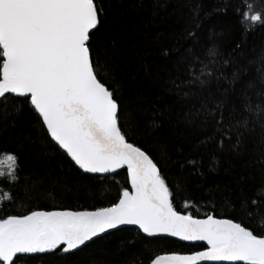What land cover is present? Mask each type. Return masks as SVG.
Instances as JSON below:
<instances>
[{
	"label": "snow or ice",
	"instance_id": "obj_1",
	"mask_svg": "<svg viewBox=\"0 0 264 264\" xmlns=\"http://www.w3.org/2000/svg\"><path fill=\"white\" fill-rule=\"evenodd\" d=\"M192 7L190 0H142L134 10L155 21ZM104 15L97 0H0V124L14 127L29 111L46 137L44 155L63 157L82 176L101 183L126 173V185L107 206L29 208L20 214L9 209L0 216V264L47 257L75 264L78 253L106 249L110 237L127 229L145 238L204 245L188 254L151 256L148 264H264V224H253L264 216V69L257 68L255 78L249 75V62L237 59L242 43L229 53L202 45L198 12H189L180 30L157 31L145 53L155 60L138 56L133 68L116 42L101 35ZM240 22L244 31H255L264 26V13L248 3ZM259 60L264 63V52ZM133 82H148L154 96L169 97L186 127H211L193 145L199 150L214 143L220 149L207 170L196 157L180 167L189 169L186 179L200 188L205 205L211 202L214 209L219 202L228 215L211 210L201 218L187 201L185 211L177 208L176 189L188 186L177 182L174 187L165 172L172 159L166 144L158 147L159 159L147 146V138L174 109L145 111L130 104L125 93ZM233 110L239 118L226 121L225 113ZM226 144L231 163L223 156ZM19 172L18 153L0 152V180L15 186ZM221 174L223 182L212 179ZM15 200L12 191L0 188V211ZM124 243L135 246V236Z\"/></svg>",
	"mask_w": 264,
	"mask_h": 264
},
{
	"label": "trees",
	"instance_id": "obj_2",
	"mask_svg": "<svg viewBox=\"0 0 264 264\" xmlns=\"http://www.w3.org/2000/svg\"><path fill=\"white\" fill-rule=\"evenodd\" d=\"M105 9L102 17L104 26L101 32L109 41H115L119 51L124 58L135 67V58L143 56L149 63L155 60L154 54L145 55L149 48L153 35L157 31L166 34L174 30H180L185 26V21L191 15L200 13L203 27L199 32L201 44H215L221 53L233 51L234 45L242 43L243 53L237 58L240 61H248L249 75L257 77V68L264 69V63L259 57L264 52V26H256L255 31H244L241 24L242 13L245 5L252 3L254 10L264 13V0H190L192 8L177 9L174 15L165 16L163 19L152 20L148 13H139L134 6L139 5L142 0H97ZM175 3V0H173ZM199 5V7H196ZM227 8V12L224 9ZM214 10V11H209ZM169 11H172L170 6ZM181 12L185 13L184 16ZM247 26V25H245ZM126 96L130 104H140L145 111L153 107L166 111L170 107L174 109L167 114V118L160 121V127L155 131L153 137L147 138V146L153 150V154L159 159L158 147L166 144L172 159L163 167L175 187L179 182L187 185L188 190L183 187L176 189L175 204L181 211H185L183 204L187 201L189 210L194 215L203 217L205 211L214 210L220 217L229 213L223 204L217 202L214 206L209 202L205 205L203 194L199 187L195 186L193 180L186 177L189 169L181 168L180 164L190 157H196L202 161V166L207 170L213 160V154L219 153L220 149L214 143L206 147L193 148L199 137L211 132V127L193 130L186 127L179 115V109L173 101L164 96L159 98L153 95L152 85L148 82H133L126 90ZM139 94L142 100L136 101L135 95ZM253 103L257 101L256 96L250 98ZM9 108L12 101H8ZM239 118V113L233 110L225 113L228 119ZM145 142L144 138H137ZM47 143L44 133L35 123L34 116L29 111H24L15 122V126L4 127L0 124V152L16 151L19 155L20 182L15 186H9L6 181L0 180V188L3 191H12L16 197L15 203L5 204V210L0 211V216L9 214H20L29 208L39 210H53L70 208L79 210L82 208H93L96 206H107L114 202L119 190L126 185V173L109 177L103 183L90 177L82 176L78 170L71 167L63 157H52L51 153L44 155L42 145ZM182 151V156H181ZM223 156L230 163L231 153L226 144ZM217 182H223V174L212 177ZM261 177L257 174L256 182ZM252 185H249L251 188ZM251 195V192H249ZM194 198V201H193ZM253 224H264V216H257ZM129 236H135V246H128L124 241ZM203 245H186L168 238H145L137 235L135 230L127 229L117 232L110 237L106 249L99 246L88 248L73 257L75 264H92L94 260L103 261V264H148L149 258L154 255L181 253L188 254L199 251ZM61 264L58 258L47 257L45 259H27L21 264Z\"/></svg>",
	"mask_w": 264,
	"mask_h": 264
},
{
	"label": "water",
	"instance_id": "obj_3",
	"mask_svg": "<svg viewBox=\"0 0 264 264\" xmlns=\"http://www.w3.org/2000/svg\"><path fill=\"white\" fill-rule=\"evenodd\" d=\"M158 238H168V239H172V240H175L177 242H180V243H183V244H186V245H192V246H196V245H203L202 243H198V244H190L188 242H182V241H179L175 238H169V237H158ZM151 239V238H150ZM204 246V245H203ZM168 254H171V253H168ZM160 255H163V254H160Z\"/></svg>",
	"mask_w": 264,
	"mask_h": 264
}]
</instances>
